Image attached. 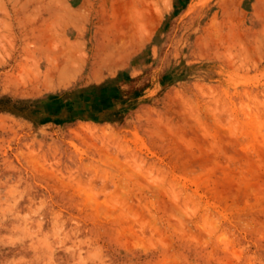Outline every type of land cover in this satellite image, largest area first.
Segmentation results:
<instances>
[{
	"label": "rangeland",
	"instance_id": "374dc122",
	"mask_svg": "<svg viewBox=\"0 0 264 264\" xmlns=\"http://www.w3.org/2000/svg\"><path fill=\"white\" fill-rule=\"evenodd\" d=\"M90 1L0 0V264H264V4Z\"/></svg>",
	"mask_w": 264,
	"mask_h": 264
},
{
	"label": "crops",
	"instance_id": "0c3cea01",
	"mask_svg": "<svg viewBox=\"0 0 264 264\" xmlns=\"http://www.w3.org/2000/svg\"><path fill=\"white\" fill-rule=\"evenodd\" d=\"M63 4H73L71 5L73 9L80 10L81 8L84 7V4H94V2L90 0H63ZM237 4H241V7L246 8L248 12H252L254 8L257 6V4H264V1L263 0H238ZM243 4H246V5L244 6Z\"/></svg>",
	"mask_w": 264,
	"mask_h": 264
}]
</instances>
